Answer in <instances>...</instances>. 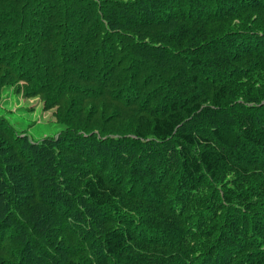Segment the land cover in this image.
<instances>
[{"label":"trees","instance_id":"1","mask_svg":"<svg viewBox=\"0 0 264 264\" xmlns=\"http://www.w3.org/2000/svg\"><path fill=\"white\" fill-rule=\"evenodd\" d=\"M0 264H264V0H0Z\"/></svg>","mask_w":264,"mask_h":264},{"label":"rangeland","instance_id":"2","mask_svg":"<svg viewBox=\"0 0 264 264\" xmlns=\"http://www.w3.org/2000/svg\"><path fill=\"white\" fill-rule=\"evenodd\" d=\"M54 113V109L44 110L38 97L25 98L17 89L6 88L0 96V119L33 142L55 137L63 129Z\"/></svg>","mask_w":264,"mask_h":264}]
</instances>
